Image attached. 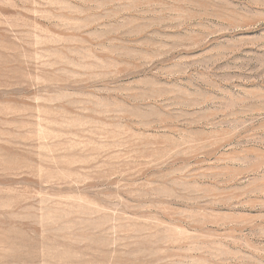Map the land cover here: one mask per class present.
Instances as JSON below:
<instances>
[{"label": "rangeland", "instance_id": "1", "mask_svg": "<svg viewBox=\"0 0 264 264\" xmlns=\"http://www.w3.org/2000/svg\"><path fill=\"white\" fill-rule=\"evenodd\" d=\"M0 264H264V0H0Z\"/></svg>", "mask_w": 264, "mask_h": 264}]
</instances>
